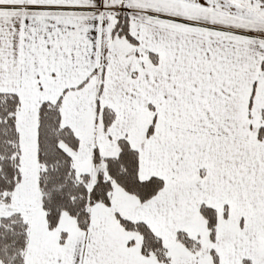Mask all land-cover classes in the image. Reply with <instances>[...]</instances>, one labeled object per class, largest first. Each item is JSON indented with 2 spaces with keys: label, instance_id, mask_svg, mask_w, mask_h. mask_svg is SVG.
<instances>
[{
  "label": "snow or ice",
  "instance_id": "6c2138e0",
  "mask_svg": "<svg viewBox=\"0 0 264 264\" xmlns=\"http://www.w3.org/2000/svg\"><path fill=\"white\" fill-rule=\"evenodd\" d=\"M0 264H264V0H0Z\"/></svg>",
  "mask_w": 264,
  "mask_h": 264
}]
</instances>
